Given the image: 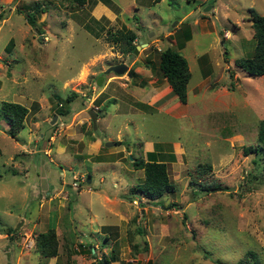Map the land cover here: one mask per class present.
<instances>
[{
    "label": "rangeland",
    "instance_id": "1",
    "mask_svg": "<svg viewBox=\"0 0 264 264\" xmlns=\"http://www.w3.org/2000/svg\"><path fill=\"white\" fill-rule=\"evenodd\" d=\"M249 7L263 13L264 0H0V101L29 107L15 137L0 116V264H96L111 251L120 258L113 264H264V152L243 147L257 143L264 75L234 63L255 44ZM185 20L187 115L143 107L147 76L106 84L123 77L104 72L109 64L129 65L136 55L157 62L161 49L176 47ZM122 27L149 43L123 54L107 38ZM151 72L155 85L165 79ZM109 93L116 97L104 101ZM96 97L104 115L94 126L88 109H98ZM61 102L69 111L58 115ZM142 139L159 142L175 184L159 202L135 189L143 170L131 161L143 155ZM81 177L91 181L74 185ZM54 224L58 254L41 257L35 234Z\"/></svg>",
    "mask_w": 264,
    "mask_h": 264
},
{
    "label": "trees",
    "instance_id": "2",
    "mask_svg": "<svg viewBox=\"0 0 264 264\" xmlns=\"http://www.w3.org/2000/svg\"><path fill=\"white\" fill-rule=\"evenodd\" d=\"M77 5H82L86 0H70ZM105 2V1H104ZM33 8L42 9L34 3ZM251 20V25L253 28V37L255 39V44L252 53L248 56H239L234 59L235 65L246 71L247 73L253 75H264V11L263 13L258 12L254 7H249ZM1 17V16H0ZM98 21L96 18H93ZM27 20L34 25L36 23L35 14L33 11L27 13ZM183 24L181 30L177 31L176 47L173 45H168L159 51V56L157 62L151 61V59L146 58L147 64L151 65L152 68L160 70L162 75L168 81L173 92L176 94L178 100L181 103L187 101V85L191 77V70L187 58L180 52V49L184 47L187 40L192 36V30L188 21H181ZM42 32V30H40ZM109 41L115 42L123 54H130L134 52L136 45L137 33L131 28L122 27L117 31L107 30ZM174 33V32H172ZM201 59L206 60V54L201 55ZM158 67V68H157ZM130 72L133 73L132 67H130ZM77 95V92L73 91L70 95L65 98L66 102H69L73 97ZM96 102L100 103L102 98L96 97ZM61 104V105H60ZM57 107L55 112L59 114H65L69 111L67 107H62V102ZM99 115H104L102 112V107L100 104L96 110ZM29 112V107L25 104L3 99L0 101V116L4 118L5 122L8 124L6 132L15 137L18 131L24 127V119ZM256 144L244 145V151L246 154L251 152H264V118L258 122L257 128V140ZM119 141H115L118 144ZM1 153V147H0ZM161 152L156 150H151L146 152V157L136 156L131 161L134 168L143 170L142 180L138 183L135 189H138L139 193H142L147 199H151L153 202L160 201L159 198L166 192H172L175 190L174 182L169 178L167 163L164 159L159 158ZM264 155V154H263ZM95 160H102L101 156H94ZM264 157V156H263ZM253 161H256L254 159ZM199 170L210 169V163H199ZM85 182V179L80 178V183L73 181V184L78 186L81 182ZM75 182V183H74ZM135 191V190H134ZM137 191V190H136ZM13 229V227L8 226L6 230L8 233ZM105 233H107L105 231ZM108 233L105 238H108ZM81 244V243H80ZM82 245V244H81ZM88 251H91L93 244H88ZM66 251L68 256L74 251L71 247L66 246ZM35 249L39 252L41 257H51L58 254V237L54 225H49L45 230L39 231L35 234ZM254 257L255 252L250 251ZM247 257V256H246ZM120 259L117 252H112L104 254L99 258L96 264H113V261ZM123 264H140L138 259H131L124 261ZM147 264H151L148 262ZM237 264H246L244 259H240ZM254 264H259L255 261Z\"/></svg>",
    "mask_w": 264,
    "mask_h": 264
},
{
    "label": "crops",
    "instance_id": "3",
    "mask_svg": "<svg viewBox=\"0 0 264 264\" xmlns=\"http://www.w3.org/2000/svg\"><path fill=\"white\" fill-rule=\"evenodd\" d=\"M94 16H95V18L98 19V17L96 15H94ZM136 33H137V38H136L137 43L138 42L141 44H142V42H147V44L149 43V41L144 40L141 37L139 38L138 37L139 33L138 32H136ZM144 55L147 56V53H145ZM130 67H132L133 73L130 72ZM151 69H154L155 71H157L156 68H152L151 65L147 64L144 57H142L141 55H136L134 57V59L132 60V62L128 65V69L126 71V75L131 74L130 78L127 77L125 79L124 75H119V74H118V76H123V77L118 78V77H116L117 75L109 76L107 78L108 80L105 79V80H107L106 84H108L109 82L111 83L112 81H116V83H123L126 86L129 85L130 83L135 85L133 82L140 79V77L147 76L146 78L147 79L149 78L148 80L146 79L147 85L150 87L148 88L147 91H145V93H143V96H145V97L150 96V97L148 100H144L145 97L142 98L143 103L146 102L145 104H143V107H146L149 110L154 109L157 111H163V112L165 111L166 113L171 114L174 117H180V116L187 115L189 113L188 107L190 105L188 102V94H187V101L185 103H181L178 100L176 94L173 92V90L170 87L166 78L163 80H160L158 82V85L154 84V83H156L158 76H154L153 73L151 72ZM159 74L161 76H163L161 73H159ZM103 77H104V75H103ZM102 91L104 92L105 88H102V90L100 92H102ZM102 96H103V94H102ZM110 97H112V98H110ZM115 97H116V95H114L113 93H109V95L105 96L104 101L108 100L109 98L114 99ZM117 100H118V97H117ZM102 104L103 103L101 102L100 106H102ZM98 118H99V116H97L96 120H98ZM42 136H44V134H42ZM109 138L113 139L114 137L109 136ZM50 139L52 141H54V136L50 135ZM93 141H95V140L93 139ZM94 144H95V142H94ZM141 144H142L141 148H142L143 155L141 154L139 156L146 157V152L151 151V150H156V151L162 152V150H160V147L157 146L159 144V142H157L154 139H149V140L142 139ZM95 145H97V144H95ZM47 150H50V148H45L44 151H47ZM160 156H161V154H160ZM160 156H159V158H160ZM90 181H91V178H90Z\"/></svg>",
    "mask_w": 264,
    "mask_h": 264
},
{
    "label": "water",
    "instance_id": "4",
    "mask_svg": "<svg viewBox=\"0 0 264 264\" xmlns=\"http://www.w3.org/2000/svg\"><path fill=\"white\" fill-rule=\"evenodd\" d=\"M177 21H178V20H176L174 23H176ZM142 44H143V45H146L147 42H142ZM138 46H139V45H136V48H135V50H134L135 53L137 52V47H138ZM127 69H128V65H127L125 62L120 61V62H116V63H113V64H109V65L107 66V68L104 70V72H110V71H113V72H115V73H117V74H120V73H123V72L127 71ZM102 78H103V76H99V77L97 78V81H96V82H97L98 84H100ZM88 114H89V116H90V118H91V120H92L94 126H96V119H97V116H98V112H97L95 109H93V108H89V109H88ZM56 117H57V114H54L53 117H52L51 120H50V123L55 122ZM114 143H115V141H113V140H108V141L105 142V145H106V146H109V145H113ZM89 181H90V178L87 179V182H89Z\"/></svg>",
    "mask_w": 264,
    "mask_h": 264
},
{
    "label": "built area",
    "instance_id": "5",
    "mask_svg": "<svg viewBox=\"0 0 264 264\" xmlns=\"http://www.w3.org/2000/svg\"><path fill=\"white\" fill-rule=\"evenodd\" d=\"M95 108H98V105H95ZM75 183V182H74Z\"/></svg>",
    "mask_w": 264,
    "mask_h": 264
}]
</instances>
